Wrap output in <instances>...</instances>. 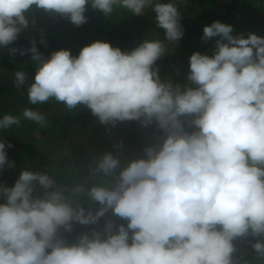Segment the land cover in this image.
I'll list each match as a JSON object with an SVG mask.
<instances>
[{
    "label": "clouds",
    "instance_id": "9594fccd",
    "mask_svg": "<svg viewBox=\"0 0 264 264\" xmlns=\"http://www.w3.org/2000/svg\"><path fill=\"white\" fill-rule=\"evenodd\" d=\"M89 7L106 18L151 9L164 38L145 37L130 50L97 39L76 55L60 48L48 56L33 38L30 47H8L35 64L30 83L27 72H14V86L27 85L31 105L54 100L87 108L105 126H154V141L123 166L117 141V154L96 159L91 172L100 180L91 186L61 185L30 168L12 186L0 182V264H240L235 241L247 237L264 256V36L234 34L220 20L205 25L212 54L193 51L181 84L162 78L157 63L184 35L176 0H0V48L28 28L30 10L79 27ZM21 117L48 123L24 108L3 115L0 130ZM11 147L0 138V170L15 167ZM74 225L92 227L68 243Z\"/></svg>",
    "mask_w": 264,
    "mask_h": 264
},
{
    "label": "rangeland",
    "instance_id": "374dc122",
    "mask_svg": "<svg viewBox=\"0 0 264 264\" xmlns=\"http://www.w3.org/2000/svg\"><path fill=\"white\" fill-rule=\"evenodd\" d=\"M237 1L240 3L241 13L230 17L226 11V5L230 0H176L182 12L181 23L184 35L178 44L169 45V51L164 55L168 59L166 67L157 62L160 65L162 78H172L174 82L181 84L187 83L186 75L189 71L191 53L198 50L202 53L212 54L215 38L204 42L201 37L203 27L211 24L214 19L233 25L234 34L244 33L246 36L249 32H255L257 35L264 36V0ZM163 2H167V0H163ZM247 3L250 4L246 5ZM26 15L30 24L20 33L24 36L25 43L22 45L14 43L0 48V53L7 55L19 67L9 70L0 66V118L5 114L21 116L24 108H36L45 114L48 123L41 127L35 122L21 117L18 126L13 125L8 129L0 130V138L12 144V147L7 149L8 158L15 161V167H9L7 171L11 172L13 168L18 170L30 168L31 170L47 171L61 185L74 186L75 184L69 181L73 178L83 184L90 181L92 185L100 180L99 175H93L91 172L100 153V142H104V152L112 151L115 155L118 150L114 144L117 141H123L121 133L131 129L132 125L140 126V124L136 121H131L129 124L127 122L119 131H114L113 127L100 124L98 119L83 106L69 111L63 104H58L54 100L45 104L31 105L28 101L27 85L16 88L13 83L14 72L33 63L30 60V54L20 55L17 52L15 55H10L8 47H30L31 40L38 37L39 30L43 31L42 35L48 42L46 47L37 44L38 50L45 56L60 48H69L73 55H76L82 46L97 39L109 41L113 46H119L122 50H130L145 37L155 36L162 40L164 33L162 34L161 30L156 28L155 14L151 9L146 10V13L140 16L126 13L124 10H117L111 18H106L101 12L89 7L85 13L88 21L79 27L72 25L66 18L50 17L39 9L30 10ZM33 18L36 20L35 25L31 24ZM1 56L2 54H0ZM31 77L28 74L29 83L32 81ZM59 111H62L60 114L64 116L68 115L69 121L60 119L56 123L51 120L54 113ZM140 130L144 132L142 131L140 136H136L133 143L123 142L124 147L119 150L122 166L129 160L141 156L143 147L150 142L149 135L157 131L154 126L150 134L142 127ZM76 149L88 152L91 158L89 170L83 171L79 162L76 159L74 161L72 154ZM17 155L21 156L18 160L15 158ZM19 174L20 172L17 170L12 171L9 174L10 180L4 178L0 182L14 184ZM0 202L3 200L0 199ZM120 222L122 221L117 220V223ZM103 223L102 219L96 227L102 228ZM91 227L74 225L73 231L64 233V236L68 243H72L82 232H90ZM235 243L237 252L234 255L237 258L244 261L247 260V254H252L253 262L264 263V257L252 249L251 242L247 238L238 239Z\"/></svg>",
    "mask_w": 264,
    "mask_h": 264
},
{
    "label": "trees",
    "instance_id": "16d2710c",
    "mask_svg": "<svg viewBox=\"0 0 264 264\" xmlns=\"http://www.w3.org/2000/svg\"><path fill=\"white\" fill-rule=\"evenodd\" d=\"M239 4L240 3L237 0H230V2L226 5L227 15L230 16V17L233 16V15H239V13H241V8H240ZM249 4L250 3H247L246 5H249ZM214 20H216V19H214ZM42 32H43L42 30H39L38 35H37L38 37H34L36 39V43L38 45H40V46L44 45V44L40 43L41 36H43V38L45 39V36L42 35ZM161 32L163 34V30H161ZM23 37L24 36L22 34H20L18 39L14 43L19 44V45L24 44L26 40ZM46 42H47V40H46ZM46 45H48V42H47ZM0 54H2V56L0 57V66L4 67L6 69H9V70H15V69L19 68L18 65H16L7 55L5 56L4 53H0ZM167 62H168V59L165 56H163L161 58V60L158 61V63H161V65L164 66V67H166L165 65L167 64ZM21 70L26 71L29 75L32 76L30 79H33L34 72H35V64H33V63L32 64H27L25 67H21ZM60 112H62V111L54 113V115L51 117V120L55 121L56 123H58V121H60V119H61V121L68 120V115L65 114L66 116H64V115L60 114ZM16 115L18 116V114H16ZM58 116H60V118H58ZM126 124H127V122L119 123L117 126L113 127V130L114 131H119V129L122 128ZM128 124H129V122H128ZM140 128H141L140 126L132 125L131 129L124 130L125 132L121 133V136L123 137V142L124 143H130V144L133 143L135 141V137L138 136V135L140 136L141 132L143 131V130H140ZM142 129H145V128H142ZM145 130L148 131V134H150V131L152 130V127L151 128H147ZM138 132H139V134H138ZM149 140H150L149 143H152L154 141V134H150L149 135ZM103 146H104V142L103 143L100 142V145H99V152L100 153H99L98 157L102 156L103 153H104ZM72 155L74 157V161L76 159L79 162V166L83 168V171L84 170L86 171V170L90 169L89 166L91 164V158L89 157L88 152H86V151L82 152L81 150H77L76 149V150L73 151ZM15 158H17L16 160H18V159L21 158V156L17 155V156H15ZM8 169H9V167L5 166L4 169L0 170V181H3L4 178H7L8 180H10L9 179V174L12 173V171L13 172L15 170H17V172L21 171V169L18 170V169H14L13 168V170H11V172H8L7 171ZM69 181L74 183V184L80 183L75 178L70 179ZM7 185L8 186H12L13 184L10 182ZM85 185L86 186H91L90 181H87V183H85ZM247 240L252 242V238L251 237H247ZM262 257H264V256H262ZM239 260H240V264H245V262H247V264H259V263H256V262L252 261L253 260L252 254H247V260L245 259L244 261H242L240 258H239ZM260 264H264V263H260Z\"/></svg>",
    "mask_w": 264,
    "mask_h": 264
}]
</instances>
